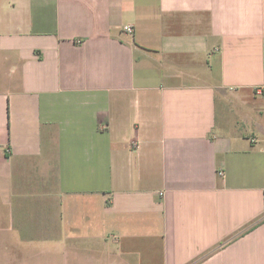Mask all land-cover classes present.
<instances>
[{
    "label": "crops",
    "instance_id": "obj_1",
    "mask_svg": "<svg viewBox=\"0 0 264 264\" xmlns=\"http://www.w3.org/2000/svg\"><path fill=\"white\" fill-rule=\"evenodd\" d=\"M257 89L264 0H0L3 262L264 264Z\"/></svg>",
    "mask_w": 264,
    "mask_h": 264
},
{
    "label": "rangeland",
    "instance_id": "obj_2",
    "mask_svg": "<svg viewBox=\"0 0 264 264\" xmlns=\"http://www.w3.org/2000/svg\"><path fill=\"white\" fill-rule=\"evenodd\" d=\"M14 253L20 254V253H17V252H14ZM9 255H11V254H9ZM149 255L155 256L154 258H150V264H160V262H159V256H157V249L154 250V251L153 250H150ZM20 258L21 259L19 261H17V259H15L13 261V264H30V262H31V264H47L46 261H41V262L33 263V260H31L29 257H24L23 255L20 256ZM53 260H56V259H53ZM0 264H7V262H3L1 256H0ZM51 264H60V263L53 262Z\"/></svg>",
    "mask_w": 264,
    "mask_h": 264
},
{
    "label": "built area",
    "instance_id": "obj_3",
    "mask_svg": "<svg viewBox=\"0 0 264 264\" xmlns=\"http://www.w3.org/2000/svg\"><path fill=\"white\" fill-rule=\"evenodd\" d=\"M126 32L129 33V34H131V33H132V30H131L130 28H128V29L126 30ZM256 94H258V95H263V96H264V89H257V90H256Z\"/></svg>",
    "mask_w": 264,
    "mask_h": 264
}]
</instances>
